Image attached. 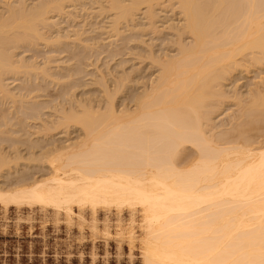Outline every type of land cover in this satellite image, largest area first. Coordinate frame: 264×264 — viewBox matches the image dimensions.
Here are the masks:
<instances>
[{"label": "bare ground", "instance_id": "obj_1", "mask_svg": "<svg viewBox=\"0 0 264 264\" xmlns=\"http://www.w3.org/2000/svg\"><path fill=\"white\" fill-rule=\"evenodd\" d=\"M62 1H47L49 4L32 8L25 1L20 6L8 2L6 11H0L3 101L18 97L4 84L6 75L16 73L15 77L24 71L55 77L47 66L15 60L14 51L22 44H34L32 39L45 38L40 25L51 19L48 15L52 10L64 9ZM106 1L109 9L116 10L113 26L119 34L117 24L133 18L144 3L148 4L152 19L153 5L158 0ZM178 2L185 16L183 31L193 41L181 43L177 54L156 60L159 74L134 97L135 108H129L128 104L125 107L124 103L125 108L118 111L114 104V93L121 87L120 91L125 89L120 83L126 76L118 79L119 86L115 82L114 87H118L114 93L109 88L105 92L108 102L104 108L101 104L95 107L91 101L79 103L80 109L74 108L76 105L70 109L63 107L58 122L45 121L36 130L50 136L74 125L83 134L77 142L59 145L51 141L44 145L40 138L34 142L28 139L32 145L24 142L29 154L25 157L24 149L17 145L24 139L21 135L29 134L30 130L17 122L20 127L4 131L16 133V139L20 140L12 142L16 146L10 144L16 147L15 156L1 144L0 171L12 161L25 158L36 162L34 166L26 165L27 169L38 167L35 174L43 169L47 172L29 175L24 170L11 184H0V203L6 208L39 206L53 209L56 214L62 210L71 213L75 207L80 212L89 208L93 213L99 207L128 206L135 210L139 207L148 227L141 246L144 264H264V147L250 141L252 129L241 130L236 126V133L226 131L230 134L224 132L219 137L210 136L205 129L208 121L211 124L210 114L218 105L216 101L224 94L220 80L241 61L264 62V0ZM41 84L37 82L35 88L28 89L29 93L45 90ZM23 97L24 101L28 98L26 94ZM37 103L40 105L36 102V106ZM15 110L17 114L22 111ZM244 113L247 124L264 122V87L253 93ZM3 114L4 110H0V117Z\"/></svg>", "mask_w": 264, "mask_h": 264}, {"label": "rangeland", "instance_id": "obj_2", "mask_svg": "<svg viewBox=\"0 0 264 264\" xmlns=\"http://www.w3.org/2000/svg\"><path fill=\"white\" fill-rule=\"evenodd\" d=\"M24 1L28 7L30 6L29 8H32V6H41L53 0H0V11H6L7 5L9 7L8 2L10 5L20 6L19 4ZM63 1L64 9L52 10L48 15L51 19L45 25H40V32L45 38L32 39L34 44H22L24 46L21 45L14 51L15 60L20 62L25 60L28 63L31 61L34 62L33 64H37L36 66H47V70L52 71L50 73H53L55 77L50 76L53 79L49 76L44 77V74L42 73V76L39 72H37L39 74L36 73V76L35 72H31L32 79L30 74H24L23 71L20 74L18 72L15 77L16 73L6 75L4 79L7 88L18 95L15 98L17 101L13 103L14 98L13 100L7 97L8 99L3 101L2 93L0 94V100H2L0 103L3 102V105L0 104V110H4V113L7 114L6 118L5 114H3V118L0 117V124H2L0 130H3L2 133L0 131V148L4 143L3 147L13 156L17 155V151L16 147L13 148L16 145L12 142L20 140L18 137L21 136L25 141L21 138L22 142L19 143H29L28 146L31 141L37 140V138H40L39 142H43L44 145L51 141L59 145L77 142L81 138L79 135L82 134V131L74 125L68 129L63 128L62 131L56 130L49 134L50 136H44V132L41 134L36 130L45 121L47 124L58 122L62 116L63 107L70 109L76 105L74 108H77L80 106L79 103H90L91 101L90 104L94 103L95 107L98 108L101 104V107L104 108L108 102L105 92L108 88L113 92L123 77L127 76L125 80L123 79L126 86L121 80L120 87L122 84L125 89L120 91L121 87L118 89L119 93L113 92L116 95L115 98L113 97V100H116L114 101L115 107L119 109L118 111L127 104L129 108L130 106L131 109L135 108L134 97L144 91L145 85H150L152 79H155L159 74L160 65L157 62L159 57L175 55L178 53L181 43L189 44L193 41L192 36L183 31L185 16L180 9L178 0L156 1L157 3L155 2L153 5L155 16L152 19L148 15V4L140 5L133 18L121 20V23L117 24L120 25L117 30L119 34L115 33L116 30L113 26L116 10L109 9L110 6L106 0ZM129 1L124 0V3H129ZM103 5L105 6L103 7ZM57 38L58 40L62 39L58 41ZM43 39L50 42L47 43ZM47 61H50L49 64ZM240 63L242 64H239L237 68L220 80V85L222 84L220 88L224 94L219 98V101L218 97H215L217 101H212H216L218 105L213 108L214 110L210 114L211 124L208 121L205 129L210 136L212 134L213 136L223 135L226 131L236 133L238 129H252L249 132V135L252 136L250 141L255 146L264 147V122L247 124L248 117L244 113V108L253 97V93L255 94V91L264 87V62L250 61V64L241 61ZM72 69H74L73 75L71 74ZM55 72L61 75L58 76ZM68 74H71L72 77H69ZM103 76L105 77L103 78ZM60 78L61 80H58ZM37 82L42 83L41 87L44 86L45 90L36 88L39 91L34 90L35 92L29 93L28 89L35 88ZM115 82H117V87H114L116 86ZM46 91H49V94ZM25 94L28 97H25L26 102L23 97ZM18 100L20 101L18 102ZM36 102H39L40 105L37 103L36 106ZM15 108H18V111L20 108L22 111L17 114ZM31 108H34V111ZM14 110L16 114L13 113ZM59 111L61 114L58 113ZM30 112L35 114L32 115L33 118L29 115ZM17 115L21 118L18 119ZM17 122L21 123L20 126L24 123L30 130L29 134L26 133L27 135L19 136L18 134V139L15 137L16 133L12 135L4 132L8 129L13 130L15 126L16 128L20 127ZM236 126L238 129L234 128ZM233 128L236 131L232 130ZM22 133L24 132H20V134ZM226 134L229 135L227 132ZM1 139L5 141L2 142ZM26 139L31 141L26 142ZM19 143L18 148H23L22 153L27 157L29 155L26 149L27 145L22 146ZM220 143L222 144V142ZM190 150L189 152L193 151ZM35 163L25 158L18 162L12 161L1 169L0 184H11L21 176L24 170L29 175L47 172L46 169H43L35 174L38 167L27 169L29 166H34ZM133 209L128 206L122 208L99 207L93 213L89 208L80 212L78 207H75L71 213L62 210L56 214L53 209L45 210L39 206L26 205L19 209L15 205L6 208L0 203V264H144L141 246L146 240L148 227L142 218V211L139 207L136 210Z\"/></svg>", "mask_w": 264, "mask_h": 264}]
</instances>
